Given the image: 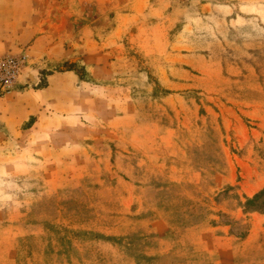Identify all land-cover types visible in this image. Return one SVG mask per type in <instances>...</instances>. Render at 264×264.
<instances>
[{
	"label": "rangeland",
	"instance_id": "374dc122",
	"mask_svg": "<svg viewBox=\"0 0 264 264\" xmlns=\"http://www.w3.org/2000/svg\"><path fill=\"white\" fill-rule=\"evenodd\" d=\"M4 41L41 69L0 97V264H264V0H0Z\"/></svg>",
	"mask_w": 264,
	"mask_h": 264
},
{
	"label": "built area",
	"instance_id": "2783aa9c",
	"mask_svg": "<svg viewBox=\"0 0 264 264\" xmlns=\"http://www.w3.org/2000/svg\"><path fill=\"white\" fill-rule=\"evenodd\" d=\"M37 71L38 62L25 51L20 50L15 53H8L0 56V97L10 94L18 85L19 78L27 70ZM39 77L35 76V82L29 81L28 77L23 79V86H36Z\"/></svg>",
	"mask_w": 264,
	"mask_h": 264
},
{
	"label": "crops",
	"instance_id": "0c3cea01",
	"mask_svg": "<svg viewBox=\"0 0 264 264\" xmlns=\"http://www.w3.org/2000/svg\"><path fill=\"white\" fill-rule=\"evenodd\" d=\"M62 12L65 14V10H62ZM53 25H56V24H53ZM9 29V28H8ZM12 44V43H11ZM6 45H8L7 44V41H4V43L2 44V43H0V52H2V51H4L5 49L3 48V46L4 47H6ZM9 46V45H8ZM29 55H30V53H29ZM32 55V54H31ZM30 55V56H31ZM32 57V56H31ZM61 57H63V56H61ZM61 59V58H60ZM62 59H64V58H62ZM66 59V58H65ZM64 59V60H65ZM67 72H64V74H66ZM63 74V73H62ZM59 77H62V76H60V74H58L57 76L56 75H48V76H46V80H43V78H42V80H41V83L40 84H44L45 82L44 81H46V83H47V87H43L44 89H42V90H46V89H48L50 86H52V85H54V83L59 79ZM50 81V82H49ZM42 86V85H41ZM28 88V86H23V82L22 83H19V85L11 92V93H14V92H17V91H22V90H25V89H27ZM55 96L54 97H56L55 99H57V96L58 95H63L64 94V92H59V91H55L54 93H53ZM37 107V104H36V102H33L32 104H31V108L27 111V109L25 108V107H23L22 106V108H21V114H22V116H21V120L20 121H22V120H24L26 117H29V115H31V113H33V111H35L36 108ZM8 110H9V108H7ZM23 111H25L24 113H23ZM0 121H3V120H6V119H8L6 116H5V114L0 110ZM245 243V242H244ZM7 247L6 246H4V251L7 253ZM221 264H224V263H221Z\"/></svg>",
	"mask_w": 264,
	"mask_h": 264
}]
</instances>
